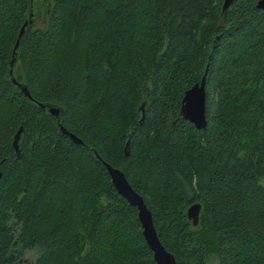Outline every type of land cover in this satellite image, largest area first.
Segmentation results:
<instances>
[{"label": "trees", "instance_id": "trees-1", "mask_svg": "<svg viewBox=\"0 0 264 264\" xmlns=\"http://www.w3.org/2000/svg\"><path fill=\"white\" fill-rule=\"evenodd\" d=\"M222 2L0 0V264H156L102 161L176 264H264V10ZM203 75L199 130L179 110Z\"/></svg>", "mask_w": 264, "mask_h": 264}, {"label": "water", "instance_id": "water-1", "mask_svg": "<svg viewBox=\"0 0 264 264\" xmlns=\"http://www.w3.org/2000/svg\"><path fill=\"white\" fill-rule=\"evenodd\" d=\"M237 0H223L221 6L222 16L225 15L228 8ZM256 7L258 9L264 10V0H257ZM32 18V19H31ZM35 18L33 13L30 12L27 19L24 21L20 28L19 36L25 31L28 25H32ZM18 36V37H19ZM215 45V44H214ZM18 48V38L15 43V47L12 53V58L9 63L8 77L10 82L18 88L26 98L34 101L26 85L19 82L14 75V64H15V51ZM37 105L46 110L50 115L58 118L61 113V108L57 105L42 104L37 103ZM180 117L193 123L199 130H205L206 119H205V75L202 76L200 82L195 83L192 87L184 92V96L181 101V106L179 110ZM60 130L62 133L68 135L70 139L76 144H83L82 140L78 138L71 132H68L63 126L60 125ZM21 128L17 131L13 138V146L18 152V138ZM128 141L126 142V145ZM127 154V153H126ZM106 171L108 172L111 182L117 192L131 205L137 209V219L141 226L142 236L152 251L153 259L156 264H176L174 255L169 252L162 242L160 241L154 223L152 219V214L150 210L144 203L143 198L138 192L134 190L128 179L126 178L124 172L120 168L113 167L106 161H102ZM1 178V171H0ZM200 204L193 203L187 208V217L192 221L193 225H197L199 220Z\"/></svg>", "mask_w": 264, "mask_h": 264}, {"label": "rangeland", "instance_id": "rangeland-1", "mask_svg": "<svg viewBox=\"0 0 264 264\" xmlns=\"http://www.w3.org/2000/svg\"><path fill=\"white\" fill-rule=\"evenodd\" d=\"M207 264H217V262L215 261V259L210 258Z\"/></svg>", "mask_w": 264, "mask_h": 264}]
</instances>
